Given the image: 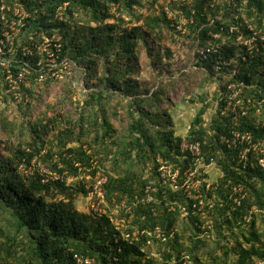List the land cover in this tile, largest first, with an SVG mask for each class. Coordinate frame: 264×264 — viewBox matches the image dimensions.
<instances>
[{
	"label": "trees",
	"instance_id": "16d2710c",
	"mask_svg": "<svg viewBox=\"0 0 264 264\" xmlns=\"http://www.w3.org/2000/svg\"><path fill=\"white\" fill-rule=\"evenodd\" d=\"M7 2L12 7L23 8L28 17L23 19V27L18 32L9 31L13 45H8L6 50L12 49L16 57L23 58L22 53L32 49V43L56 34L61 40L62 54L75 63V73L87 74L86 86L91 91L78 104L77 117L55 113L29 124L30 150L19 145L13 150L0 140V151L5 153L0 154L1 264H76L74 254L89 258L94 264H185L181 260L182 252L193 264H228L229 254L236 257L235 264H253L263 259L264 172L254 159L243 167L228 139L232 131H240L251 133L254 141H264V50L248 56L242 47L235 46V38L228 36L227 30L233 25L238 28L251 25L264 33V0ZM5 14L10 22L18 20L12 12ZM178 27L185 33L178 31ZM5 31L0 15V40ZM209 33H216L218 38H210ZM176 37L183 39L181 46ZM223 39L226 44L222 43ZM216 44L220 45L219 49L207 52ZM6 56L10 57L8 53ZM142 57L148 61L152 74L142 73ZM218 61H225L228 66L216 71L214 66ZM177 63L183 64L182 67L194 64L205 73L204 81L217 83L219 89L215 92V111L209 122L206 124L204 119L209 104L203 99L186 138H175L172 130H154L158 124L172 125L166 110L161 112L158 108L168 106L164 98L172 85L168 68ZM233 71L235 74L231 76ZM10 72L16 75L19 68L11 66ZM35 74L27 76L31 85L20 88L18 100L9 91L4 81L5 71L0 68L3 131L9 128L8 132H12L15 126L14 120L7 122L5 118L9 106L25 113L42 86L69 79L62 77L39 83L35 81ZM165 75L169 80L162 78ZM229 82L241 89L236 112L224 110ZM26 94L28 100L24 102ZM112 117L120 121L125 118L126 138H118ZM261 117L263 121L259 120ZM183 139L200 143V158L181 151ZM46 144L50 147L45 157L49 162L56 157L50 165L52 173L95 176L98 168L103 170L107 177L102 187L104 202L114 208L127 198L120 218L125 213L131 225L121 231L108 211L102 214L79 212L73 201L74 196L88 193L83 185L76 189L66 186L63 179L43 183V176L24 173L36 156H43ZM158 157L179 168L180 183L184 172L191 167L198 168L199 161L205 165L211 161L217 163L221 175L212 187L218 183V188L207 193L209 197L216 194V206L207 213L213 226L207 230L209 237L202 236L199 225L203 220L195 216L185 218L200 236L195 234V239L183 241L178 234L179 206H190L194 201L184 190L162 184ZM136 159L152 165L150 174L155 188L150 187L149 191L155 204L136 202L135 198L145 197L151 181H140L128 171ZM120 164L127 166L122 175ZM199 178L203 179L202 175ZM235 186L244 189L245 197L239 206L230 200ZM248 215L249 222L243 219ZM259 220L263 223L261 229H257ZM156 227L165 233L164 241L154 236ZM242 227L250 229L249 234L235 237L233 248L220 247L224 250L222 256L210 251L206 261L197 255L207 247L213 233L218 239H225L228 233L234 237L232 230ZM152 244L158 245L155 246L158 257L150 253Z\"/></svg>",
	"mask_w": 264,
	"mask_h": 264
},
{
	"label": "rangeland",
	"instance_id": "374dc122",
	"mask_svg": "<svg viewBox=\"0 0 264 264\" xmlns=\"http://www.w3.org/2000/svg\"><path fill=\"white\" fill-rule=\"evenodd\" d=\"M140 62L142 65V73L149 74L153 73V70L150 68L148 61L146 58H140ZM183 64H175L174 67L168 68L169 73H171V82L172 85L165 92L164 98L167 100L166 105L164 104L162 107L160 106L158 109L159 111L166 110L168 116H170V121L172 123L171 126L163 127L162 125H156L154 130H161L162 128L166 129L167 131L172 130L174 132L175 138H186L187 133L190 130L192 123L196 121L197 114L201 108V102L203 99L209 104V111L208 115L204 117L206 124L209 122L210 118L213 116L215 111V103H216V93L218 89L217 83H207L204 81L205 73L202 72L201 69L195 67L194 64L188 63L185 67ZM86 75L85 72H79L70 79H66L61 82H54L44 85L40 88V90L35 94L33 99L31 100L30 108L25 112L21 113V111L17 110L16 108H12L9 106L6 110L5 118L7 122H10L11 119L14 120L15 126L13 127L12 132L3 131L0 126V140L5 141L8 143L11 149H15L18 145L21 148H28V143L30 142V130L29 124L33 122L47 118L55 113H64V114H71L73 117H77L79 114L78 111V104L84 100L86 94H88L91 90L88 89L86 86ZM166 76V77H165ZM162 78L164 80H169L168 75H165ZM206 82V83H205ZM212 85V86H211ZM158 84L155 85L153 91L157 88ZM216 87V88H215ZM1 113V112H0ZM121 115V113H119ZM125 114V113H124ZM164 118V117H163ZM162 118V119H163ZM2 123L4 122V118L1 119ZM121 120V119H120ZM117 117L111 118V123L115 128L118 130V138H126L127 134V121L123 118L120 121ZM159 120V119H157ZM259 120L263 121V117L259 118ZM160 122L162 120H159ZM0 122V123H1ZM168 122V120L164 121V125ZM49 144H46L43 156L38 155L36 156L30 163L29 167H25V170L28 172V176L31 174H38L43 176L44 179H50L52 176H58L64 180L66 186L79 188L78 186L83 185V189L88 192L86 189L87 186H91L93 184L94 176L90 173H81L79 176H83L84 184L79 183L78 180L74 179V175L69 173L59 174V173H52L50 170L51 163L55 162L56 157L49 162V160L45 157V152L49 150ZM264 151L263 149H261ZM0 154L3 156L5 153L0 151ZM125 168L127 166L120 164V175L125 172ZM130 172L135 174V177L140 181H150L151 174L150 170L152 165L150 162L146 161H137V159L129 165ZM203 174L202 177L205 178L210 184L217 181L220 178L221 172L217 165V163L213 166L202 170ZM127 174V173H126ZM89 176V177H88ZM157 181V179H156ZM80 184V185H79ZM151 185V186H150ZM155 185V181H150L147 184V187L150 190V187ZM152 190V189H151ZM127 198L125 199V203L119 205L117 207L112 208L109 204L103 202L98 203L96 198L89 199L88 195L78 194L74 196V206L75 208L82 213H106L107 211L110 212V218L112 219L113 223L118 226L121 231L128 228L131 225L130 219L124 217V215L120 218V210L126 208ZM128 211H126V214ZM207 215V214H206ZM205 215V217H206ZM207 219L204 220L203 223H207V226L210 229H213V226L210 222V216L207 215ZM262 220L257 222L258 227L257 229H261L260 225ZM263 224V223H262ZM198 224L196 223L195 226ZM202 227V224L199 225V229ZM248 228V226H247ZM246 227H242L239 229L232 230L234 233V237L232 234H227L225 239H218L216 233L211 232L212 238L208 240L207 247L201 249L197 255L202 259L206 260L209 259L207 253L210 251H216V254L222 256L223 251L225 249L233 248L235 237H240L241 234H245L246 236L249 234L250 229ZM176 230L178 234L183 237V241H188L189 239H195L194 235L196 234L197 237L200 236L198 232L194 231V227L190 220H186L184 217H180L176 224ZM201 230V229H200ZM202 232V231H201ZM202 236H204L202 234ZM206 237V236H205ZM209 237V233H208ZM189 238V239H188ZM153 246L150 248V253L158 257L159 255L156 254V247L157 244H152ZM223 247L224 250H220L219 248ZM183 253V252H182ZM193 264L194 262L190 260ZM236 257L233 254H229L227 263L228 264H235Z\"/></svg>",
	"mask_w": 264,
	"mask_h": 264
},
{
	"label": "built area",
	"instance_id": "2783aa9c",
	"mask_svg": "<svg viewBox=\"0 0 264 264\" xmlns=\"http://www.w3.org/2000/svg\"><path fill=\"white\" fill-rule=\"evenodd\" d=\"M175 3L180 2V0H172ZM65 6V4H64ZM5 12H12V15L18 20L10 22L7 18ZM0 15L3 25L6 28V31L2 34V39L0 40V68L2 71H5L4 81L9 89L13 92V95L18 100L20 99L19 90L20 88H28L31 85V82L28 81L27 76L31 73H36L35 81L39 83H45L47 81H56L62 77L72 78L75 77L76 73L74 71L75 63L67 56H64L62 53V44L60 37L56 34L51 36H46L42 41L38 43H32V49H28L22 53L23 58H18L14 55L12 49H7L8 45H13V37L10 32L16 33L23 27V19L28 17L27 12L21 7H12L9 5L7 0H0ZM186 23V20L183 24ZM19 28V29H18ZM222 30V28H221ZM10 31V32H9ZM178 31H181L182 34L185 33V30L178 27ZM228 36H234L235 46L242 47L246 53L249 55H257L261 50H264V33L261 31L255 30L251 25H244L242 28L238 26H230L227 30ZM209 37L212 39L218 38L216 33H209ZM179 42V46L182 45L183 39L176 37ZM223 44H226V41L222 40ZM214 48H220L219 44L216 46L210 47L207 52L214 50ZM7 53L10 57H7ZM27 59H24V58ZM243 61H246V57L243 58ZM234 62V61H233ZM11 66L19 68V72L14 75L10 72ZM228 66V63L225 61H218L214 69L216 71L220 70L222 67ZM235 72L231 73V76H234ZM240 87L237 86L234 82H229L226 85V98L227 102L225 105V111L236 112V108L240 105V100L238 96L240 94ZM24 102H27L28 95H24ZM256 114L259 113V109L255 111ZM228 143L236 149V157L238 161L242 164L243 167L247 166L251 160L257 162V166L264 172V141H254L253 135L249 132H240L232 131ZM181 151L188 152L194 158H200L201 156V145L199 142H188L186 139L182 140ZM158 163V173L160 180L163 185L175 190H184L193 198V203L190 206H179L180 214L182 217L195 216L203 220L205 215L216 206V194L212 193L209 197L207 193H210L213 190L218 188V183L213 185L210 184L206 179H200L199 176L203 174L202 170L213 166L214 161H211L208 165L202 161H199L198 168H189L183 174V182L180 183V170L175 167L167 160H163L161 157L157 158ZM200 169V170H199ZM201 171V173H200ZM24 172V171H23ZM24 173H28L25 171ZM89 177V176H88ZM62 179L58 176H51L48 180H58ZM74 179L78 180L79 183L84 184L83 176H75ZM47 179H44L42 182H46ZM107 182V177L103 170L97 169V172L93 179V184L87 186L88 198H96L98 203L104 202V196L102 192V187ZM205 184L204 190L201 186ZM80 185V184H79ZM204 186V185H203ZM244 189L241 186L233 187L232 193L230 194V200L236 206L241 204V200L245 197L243 193ZM136 199L137 203L142 204H155V198L150 194L149 188H146L145 197L141 199ZM254 209V208H252ZM101 213V212H100ZM98 213V214H100ZM152 213L155 214L154 209ZM102 214V213H101ZM250 215L243 218L247 222L250 221ZM201 223L202 227L200 228L202 234L208 237L207 230L210 229L207 226V223ZM153 234L156 238L164 241L166 239L165 233L159 228L156 227L153 231ZM169 236H172L171 234ZM73 258L76 264H94V262L89 258H82L78 254H74ZM181 260L185 264H190V258L182 254ZM1 264V262H0ZM253 264H264V258L257 260Z\"/></svg>",
	"mask_w": 264,
	"mask_h": 264
},
{
	"label": "clouds",
	"instance_id": "9594fccd",
	"mask_svg": "<svg viewBox=\"0 0 264 264\" xmlns=\"http://www.w3.org/2000/svg\"><path fill=\"white\" fill-rule=\"evenodd\" d=\"M182 254H184V253H182ZM182 254H181V255H182ZM188 257H189V256H188Z\"/></svg>",
	"mask_w": 264,
	"mask_h": 264
}]
</instances>
